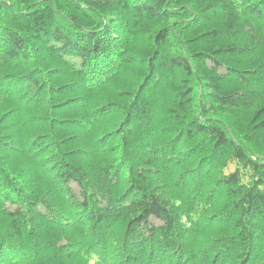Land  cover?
<instances>
[{
  "label": "trees",
  "instance_id": "1",
  "mask_svg": "<svg viewBox=\"0 0 264 264\" xmlns=\"http://www.w3.org/2000/svg\"><path fill=\"white\" fill-rule=\"evenodd\" d=\"M0 264H264V0H0Z\"/></svg>",
  "mask_w": 264,
  "mask_h": 264
},
{
  "label": "rangeland",
  "instance_id": "2",
  "mask_svg": "<svg viewBox=\"0 0 264 264\" xmlns=\"http://www.w3.org/2000/svg\"><path fill=\"white\" fill-rule=\"evenodd\" d=\"M231 168H233V165H231V166L228 168L227 172H229V170H230Z\"/></svg>",
  "mask_w": 264,
  "mask_h": 264
}]
</instances>
